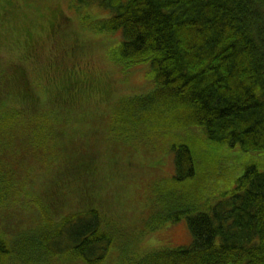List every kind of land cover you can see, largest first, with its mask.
I'll return each instance as SVG.
<instances>
[{
	"label": "trees",
	"instance_id": "1",
	"mask_svg": "<svg viewBox=\"0 0 264 264\" xmlns=\"http://www.w3.org/2000/svg\"><path fill=\"white\" fill-rule=\"evenodd\" d=\"M93 1L112 14L92 28L120 32L117 64L146 63L153 73V89L119 98L110 109L112 121L119 122L120 114L133 121L130 128L137 126L135 122L149 126L153 121L169 123L171 127H166L171 130L189 131L195 126L205 135V145L264 151V0ZM18 11L17 0H0V50L14 53L10 68L0 70L1 167L3 153L14 145L16 136H27L43 122L45 109L28 65L33 63L46 81L50 102L58 111L70 110V100L77 93L82 96L94 80L81 75L77 57L71 58L67 50L57 51L59 58L53 62L44 61L40 72L37 49L44 40L35 38L34 23L26 16L15 18ZM28 43L37 53L26 50ZM23 47L25 53H20ZM84 126L86 119L79 116L78 130ZM30 144L26 139L17 146L32 151ZM84 148V140L61 148L66 162L61 177L73 179V183L62 181L64 190L84 178L86 167L80 164ZM168 149L174 155V173L167 190L156 187L166 192L146 212L145 225L154 231L166 222L185 219L192 243L155 248L129 264H264V170L246 167L224 198L200 207L197 200L202 193L191 182L203 177V171L197 172L192 148L176 144ZM4 175H0V214L18 202L12 194L16 187L12 171L4 170ZM60 207L50 223L42 221L10 235L0 230V264H62L65 258L102 264L112 235L104 230L101 213L94 205L72 211Z\"/></svg>",
	"mask_w": 264,
	"mask_h": 264
},
{
	"label": "rangeland",
	"instance_id": "2",
	"mask_svg": "<svg viewBox=\"0 0 264 264\" xmlns=\"http://www.w3.org/2000/svg\"><path fill=\"white\" fill-rule=\"evenodd\" d=\"M17 3L19 11L14 14L15 18L26 16L24 19L34 23L35 38L44 40L43 48L37 49L40 72H44L40 69L44 61L53 62L59 58L57 51L67 50L71 58L77 57L81 75L94 80L91 79L82 96L77 93L70 100V110L59 108L58 111L50 102L46 81L42 82L33 63L28 65L27 72L38 84L35 92L45 114L39 127L27 136H16L14 145L7 147L8 153H3L0 175H7L4 170L12 171L10 178L16 186L12 194L18 202L1 210L2 232L10 235L32 229L42 221L50 223L53 211H59L60 206L62 210L68 207L72 211L94 205L104 219V230L112 235L102 264H129L155 248L192 243L185 219L166 222L154 231L145 225L146 212L152 211L155 198L166 192L158 190H167L174 173V155L168 149L171 145L192 148L197 172L203 171V177L198 176L191 182L202 193L197 200L200 207L215 205L224 198L223 193L235 186V179L246 167L264 170V151L243 152L238 145L232 148L205 145V135L195 126L189 131L171 130L166 127H171L169 123L164 122L162 126L161 122L153 121L149 126L135 122L137 126L130 128L128 125L133 121L120 114L117 115L119 122L112 121L110 109L119 98L148 94L154 83L148 64L127 67L114 60L120 32L92 28L98 20L108 18L111 10L93 0H17ZM6 16L10 19V14ZM26 45L20 53H25V48L37 53L34 45ZM3 50H0V70L6 72L14 61V53ZM79 116L87 123L80 131ZM26 139L31 142L32 151L18 149L17 144ZM82 140L85 148L80 164L86 167V173L82 182L64 190L62 181L73 183V179L70 175L61 177L66 174L61 148ZM77 189L81 190L80 194L75 192ZM202 203L205 205L201 206ZM39 211H49L51 215ZM62 264L84 263L65 258Z\"/></svg>",
	"mask_w": 264,
	"mask_h": 264
}]
</instances>
